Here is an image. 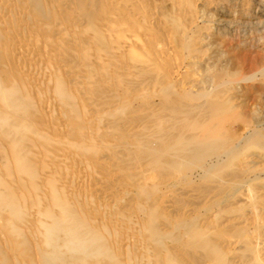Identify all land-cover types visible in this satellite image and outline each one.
<instances>
[{
  "label": "bare ground",
  "instance_id": "1",
  "mask_svg": "<svg viewBox=\"0 0 264 264\" xmlns=\"http://www.w3.org/2000/svg\"><path fill=\"white\" fill-rule=\"evenodd\" d=\"M170 1L189 25L196 22L190 6L186 19L190 0ZM145 5L0 0V264H264L260 243L247 237L244 194L227 205L237 217L217 204L206 206L216 211L197 225L183 221L184 213L183 222L169 218L171 186H190L183 167L194 166L202 177L231 166L248 136L240 132L224 145L232 130L222 116L232 107L220 74L211 76L213 95L196 96L203 100L197 103L193 97L196 104L178 88L174 77L183 55L179 60L174 53L177 70L164 67L162 57L171 62L174 47L159 43L156 34L166 26L157 28L160 14L154 24L155 11ZM154 33L158 43L149 38ZM247 76L243 81L254 78ZM209 150L214 157L205 163ZM234 168L231 176L247 180L251 191L257 169L241 160ZM224 183L218 180L217 187ZM212 221L213 238L203 226ZM192 248L201 254L192 258Z\"/></svg>",
  "mask_w": 264,
  "mask_h": 264
},
{
  "label": "rangeland",
  "instance_id": "2",
  "mask_svg": "<svg viewBox=\"0 0 264 264\" xmlns=\"http://www.w3.org/2000/svg\"><path fill=\"white\" fill-rule=\"evenodd\" d=\"M142 1L146 4L145 5L146 8L150 7V10L153 13L155 11V13H154V16H155L154 19L155 20L153 19L154 24L157 22V19H158L157 16L159 14L160 15L158 17L161 16V18L158 19V23L163 18L161 21L164 22L165 25L162 22H160V24L157 23L158 25L156 24L155 26L157 28L159 25H161L162 28L164 26H166L165 27L166 29L163 30L166 37L163 34V31L160 32V30H159V32L161 33L160 34L157 30V32L159 34L157 35L156 33H154L153 36L150 35L149 36V38H151L150 40L154 39L157 36L156 37L157 39H161V40H159V43L161 45L164 43H167V41H168L167 47L172 46V47H170L171 49L174 47L173 48L174 50H171V52H170V49H168L169 53L168 52L167 53L169 55L173 51V54L177 53V57L179 56V60L182 59L180 57H182L181 55H183V59H182L183 61L182 60H181L182 62L177 61V63H179V64L181 63V67H180V69L178 67V69H179L177 71L178 75H176L174 77L175 78L174 80H176L175 83L178 86V88H180L182 91H185L186 93H188L189 98H190V102H192L193 97L196 98V96L199 98V100L201 99V96H202L203 100H205L206 99L205 95H208V96L213 95L212 91L215 90L216 82L214 81L215 78L213 79V77H211V76H214L213 73H215V75L220 74L218 77L220 80L219 82L221 84H224V86H223L224 90H226V92H227V93L224 92L226 95L224 94L223 97L225 98L226 101L227 100L229 101L228 106L232 107V110L230 109V111L225 112L222 116V118L224 117V120L226 118L229 120L231 119L230 121L228 120V123H227V121L224 123V126L226 125L225 127H227V130H232V132L228 131L227 133L230 136V138H232L234 136H235L234 138H236L237 136L240 135V132H242L241 135L248 136V138L244 142H242L239 147H237L238 156H236V160L233 159L231 166H232V168L234 166L236 168L238 166L240 160L242 162H246L247 164L249 163V166H251V169L252 170L257 169V172H258V173L255 172L256 174L255 173L251 174V180H254V178H256V179L259 178V180H257V181L255 180L254 182H252L253 186H252L251 191H249V190H247L246 184L244 185V183L247 180L246 181L245 180H239L236 177L231 176V174H232V171L230 169L231 166L223 165L220 167L219 166L213 167L214 169L210 168L212 171L209 169L206 171V173L208 171H210V172H208L210 175L208 173H207L208 175L205 173L202 175V177L197 175L199 173L198 172L199 170L197 168L195 170L194 166L189 167V168L183 167L184 171H188L187 172L188 181L191 184L188 183V186L190 185L189 187H187L186 185H182V186L181 185H178V186L173 185V187L171 186V189L174 190V195H173L174 197H172L170 199L171 205L169 206L170 208H168V209H170L171 211L169 210L170 216L169 215L168 216L170 219H172L174 222L177 223L180 220V215L182 213H184L183 217H184V215L186 217H184L185 219H183V221L188 220V218H189L190 221L189 220L188 221L191 222L192 220L195 219L196 221L194 220V222H195V225H197L198 221L201 219L202 216H205V219L213 216V212L216 211V208H214V209L213 208L210 209V208L212 206L216 207L218 204L217 209H220V208L224 209V210L226 209L227 216H232V217L236 216L237 217L236 214H233L234 210L232 208H229L228 206L230 204L234 203L235 201H239L241 198H243L242 194H244L247 197L246 198V200H247L246 205L249 208L248 209L246 207L245 214H247V216L250 218V222L248 221L249 222L248 223L249 224L248 225L249 226L248 227L249 232L247 231V233H248L247 237H249L251 243L252 242L254 244L260 243L259 249H260V253H261V258L264 261V227H263L264 226V181H263L264 180V177H263L264 176V160H263L264 159V150H262V149H264V0H258V1L257 0H250V3H249V0H238L239 2L237 0H210V2H209V0H195L196 3L194 0H192V1L190 0L191 3L188 2V4H185L186 5L185 13L188 16V18L186 17V19L190 20L189 14H191V12H193L195 10L196 15L195 14H192V15H195L194 20L196 22L193 21L192 26H191V24L189 25L191 20H190V22L187 21L188 22L187 23L186 20L184 19V16L182 17L181 15L177 14L176 9H174V7L176 8V6H174L176 4L175 2H174L175 4H173V3H171L172 1H170V0H165V1L164 0H142ZM146 2H148L149 4ZM193 2L196 5L193 4ZM170 3H171V5H170ZM208 3H209V5H208ZM172 4H173V8H171ZM210 4H211V6H210ZM185 5H184V7H185ZM188 6H190L189 8H193L190 10L189 14L187 13L189 11L187 8ZM243 9L246 11H244ZM173 11H175V13ZM156 14H158V15L156 16ZM177 16L178 17L180 16L179 17L180 19H178ZM176 17H177V19H175ZM173 20L176 22L175 25L180 26V28L178 27L179 33H176L177 32L176 31L177 26L173 25L175 23ZM183 20H185V22ZM182 21H183V25L181 23ZM193 23H195V26L193 25ZM162 24H163V26H162ZM188 26H190L189 32H188V28H187ZM186 28H187L186 31L183 30ZM169 30L174 32V34H173V32L171 33L172 37L169 34L171 32ZM155 34H156V36H155ZM176 34H177V36H176ZM178 34H179V36H178ZM180 34H182V36ZM167 35H169L170 37ZM173 35H174V38H173ZM185 36H186V38H185ZM180 37H182V38H180ZM167 38H170L172 40V42H174V41L175 42L172 43L170 41L171 42V44H170V42H169L170 39L168 40ZM164 39H166V40L164 41ZM152 41L154 43H155V41H156V43H158V41L156 39H155V41L154 40H152ZM181 44H182V46H185V47L182 48ZM164 45H166V44H164ZM155 46H156V44H155ZM186 48H187V50H186ZM180 49H181V52L179 51ZM180 53H181V55H180ZM173 56H174V58H172L173 59L172 60L171 57H173ZM165 57H169V56L167 55ZM164 59H165V62L167 61L168 64L167 65L161 64V65H164L165 68H167V66H168V67H170L171 71H172V69L175 70L177 68V63H176L175 59L178 60V58L175 57V54L172 56L170 55L169 60L171 62H169L167 60V58H164V56H163L162 60H164ZM173 64H175L176 66L173 67L174 66ZM168 69L169 68H167V70ZM228 72H229V74H227ZM234 72H236V74H233ZM241 74H243L244 76ZM247 75L249 77H251L250 75H252L254 78L251 80H246L247 82L243 81V78H245ZM236 76H238V77H236ZM225 78H226V80H224ZM234 80H235V82H234ZM221 81H223V82H221ZM238 81H240V82H238ZM211 82H212V84H211ZM228 82H230L232 85H230V83H228ZM193 85H195V87ZM201 87H202V89H201ZM200 89H201V92H200ZM195 92H197V93L195 96H193V94ZM204 92L207 94H205ZM191 94H192V96H191ZM227 96H228V98H226ZM223 97L220 98L222 100L221 102H225ZM198 98H196V100L194 99L196 103L203 101V100L198 101ZM154 100H156L155 104L160 103L159 102L160 100L158 98H155ZM195 102H194V104H196ZM235 113H236V118H235ZM228 115L229 116L232 115V116L229 117ZM222 121H223V119H222ZM231 123H232V125H230ZM251 125H252V127H251ZM255 126H256V128H254ZM245 128H247V129L245 130ZM242 129H244L245 131ZM252 129L255 130L254 133H252L253 135L250 134L251 133L250 130H252ZM257 134L262 135V137L258 136ZM223 136L225 139L227 135L224 133ZM234 138L226 139L224 145L226 146L228 144V141H231ZM208 152L209 153L206 156V158L208 157V159L206 160L205 163H207V161H210L214 157L213 150H209ZM237 157H239V158H237ZM253 160H256V161H253ZM254 165H256V166H254ZM213 170H214V172H213ZM215 170L217 172H215ZM215 174H217V175H215ZM212 175H214V176L211 177ZM255 176H257V177H255ZM204 177L207 178V180ZM220 177H222V178H220ZM190 178H191V180H190ZM203 179L206 181H203ZM218 180H223V181L228 180V184L224 183V185L222 187H217ZM238 183L241 184L242 187ZM230 184H232V185H230ZM234 184H237V185L235 186ZM230 186L233 187V188H231L233 191L230 189ZM210 187H212L211 188L212 192L211 191L209 192L208 188H210ZM213 188L215 190H213ZM235 188L236 189L239 188V190H237V194L234 191V190H236ZM226 189L230 190V192L228 193L230 196L228 194H225L226 192L229 191V190L227 191ZM175 190H178V191H175ZM207 190H208V192H207ZM223 190H225L224 191L225 193L222 192V194H223L222 196H224V197L219 196L218 194H221V191H223ZM215 192H216V194H215ZM213 193H214V195H213ZM216 195L221 197V198H217ZM226 195H228L230 198V199L228 198L229 199L228 203H227V197L228 196L225 197ZM222 198H224V199H222ZM223 200L225 201V203L223 202ZM177 201H178V203H177ZM222 202L226 206H224ZM252 204L255 207H253ZM208 205H210L211 207ZM177 206H179L180 208ZM206 206L210 207L207 209L209 211V212L207 211L208 213L206 212V210H204L207 208ZM254 208L257 209L258 211H260V213L257 214V212L254 210ZM198 214H201V216L199 215L200 218H198L196 216ZM210 214H211V216H210ZM251 218H252V224L254 223L253 225L250 224ZM183 221H181V222H183ZM194 222L192 221V223H194ZM237 222H238V220H235V223H237ZM258 222H260V223H258ZM201 223L199 224L200 226L202 225ZM204 224L205 225H203V226L206 229L205 232H208L210 234V237H212L211 234L214 235V237H215V233L212 231L215 227L214 221L208 223V225L206 223H204ZM211 224L213 225V227ZM206 225L207 226L210 225L211 228L206 227ZM251 225L254 228H252ZM193 227H194V225H193ZM255 227H256V229H255ZM208 229H209V231L210 230L211 231L209 232ZM250 232L252 233L251 236L249 235V234H251ZM234 236L236 238L239 237L238 231L237 232L235 231ZM168 242H169L170 246H173V247L175 246V243L171 242L170 240ZM261 243H263V244H261ZM182 247L184 248L183 245H182ZM191 250H192V252L190 251V254L192 253L195 257L196 254L198 253V250H196L195 248H192ZM192 254H191V256H192ZM199 254H201V253H198L197 255H199ZM192 258H193V256H192Z\"/></svg>",
  "mask_w": 264,
  "mask_h": 264
}]
</instances>
